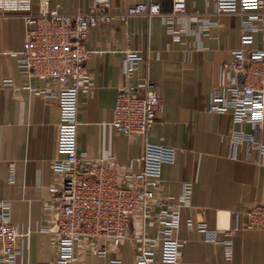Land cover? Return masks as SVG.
Segmentation results:
<instances>
[{"label": "crops", "instance_id": "0c3cea01", "mask_svg": "<svg viewBox=\"0 0 264 264\" xmlns=\"http://www.w3.org/2000/svg\"><path fill=\"white\" fill-rule=\"evenodd\" d=\"M36 0H32L35 4ZM146 0H109L112 11ZM162 10L169 0H157ZM264 11V0H261ZM89 0H49L61 12L85 10ZM186 10L211 12L212 0H184ZM34 7V5H32ZM215 24L200 32L195 24L169 34L156 15H131L91 27L86 44L92 52L85 60L91 86L76 97L75 149L83 159L112 155L123 175L131 179L140 166L139 155L145 140L174 147L172 162L160 167L157 194L165 201L177 198L183 182L191 188L190 204L180 209L175 231L181 244L176 264H260L264 263V229L239 228L231 236L230 252L220 242L203 239L195 226L203 220L220 230L233 226L232 210L260 200L264 190V153L236 144L228 154L227 136L233 129L252 131L248 122L236 123L229 113L206 109L211 88L222 80L221 62L229 50L240 46L239 16L221 12L210 15ZM175 28L180 22L173 23ZM24 40L20 11H0V198H7L11 222L29 230L28 247L15 264H36L54 258L50 232L41 229L49 222L43 210L47 185L57 181L50 163L62 156L56 149V99L44 97L25 85L40 88L45 80L29 77L16 65ZM245 47L264 48V29L255 31ZM135 48L141 58L134 61L129 76L120 69L123 50ZM150 78L161 100V108L147 131L124 134L110 124L117 86ZM220 91V89H219ZM264 142V119L254 128ZM12 161L13 178L7 181V164ZM133 225L128 226L130 234ZM148 235L153 227L147 226ZM135 242L130 237L109 249L104 256L91 252L80 255L81 264H103L117 257L124 264L134 260ZM150 264H159V246L153 245Z\"/></svg>", "mask_w": 264, "mask_h": 264}, {"label": "built area", "instance_id": "2783aa9c", "mask_svg": "<svg viewBox=\"0 0 264 264\" xmlns=\"http://www.w3.org/2000/svg\"><path fill=\"white\" fill-rule=\"evenodd\" d=\"M169 8L162 10L157 0L135 1L121 11H112L109 0H89L85 10L61 12L49 0H0V11H20L24 24V40L16 55V65L29 77L45 80L40 88L25 86L44 97H54L59 119L56 149L62 153L50 167L57 181L47 185L43 210L49 222L41 229L50 232L49 244L54 258L36 264H81L80 255L91 252L104 256L109 249L130 237L135 242L131 264H150L153 245L159 246V264H176L181 244L175 231L180 209L190 204L191 188L183 182L175 201L167 202L156 192L160 167L172 162L174 147L145 140L139 155L140 166L131 179L125 178L112 155L92 160L83 159L75 149L76 97L91 86L90 72L85 60L92 52L86 44L91 27L124 20L131 15H156L173 37L195 24L205 32L215 24L210 18L221 12L238 14L240 46L229 50L230 57L221 62L222 80L208 94L206 109L229 113L236 123L248 122L258 128L264 119V48L245 47L253 33L264 29L261 0H212L211 12L186 10L184 0H169ZM34 5V7H32ZM179 21L175 28L173 23ZM141 58L135 48L123 50L120 69L129 76L135 60ZM161 108V100L150 78L117 86L112 107L111 126L124 134L147 131ZM233 129L227 136L228 154L236 144L264 153V142L255 131ZM13 178V164H7V181ZM8 199L0 198V264H15V259L28 247L29 230H21L11 222ZM233 226L220 230L207 227L203 220L195 226L203 239L220 242L224 252L231 248V234L239 228L264 229V190L260 200L249 202L242 209L232 210ZM133 225L130 234L128 226ZM153 227L148 235L147 226ZM103 264H124L117 257H109ZM264 264V263H260Z\"/></svg>", "mask_w": 264, "mask_h": 264}]
</instances>
